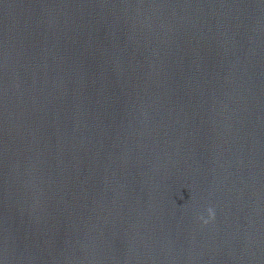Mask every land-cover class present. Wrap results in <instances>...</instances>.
<instances>
[{
	"label": "water",
	"instance_id": "1",
	"mask_svg": "<svg viewBox=\"0 0 264 264\" xmlns=\"http://www.w3.org/2000/svg\"><path fill=\"white\" fill-rule=\"evenodd\" d=\"M0 264H264V0H0Z\"/></svg>",
	"mask_w": 264,
	"mask_h": 264
},
{
	"label": "clouds",
	"instance_id": "2",
	"mask_svg": "<svg viewBox=\"0 0 264 264\" xmlns=\"http://www.w3.org/2000/svg\"><path fill=\"white\" fill-rule=\"evenodd\" d=\"M206 212H207L206 216L201 214L198 215L197 217L203 224H208L215 217V212L212 207L207 208Z\"/></svg>",
	"mask_w": 264,
	"mask_h": 264
}]
</instances>
